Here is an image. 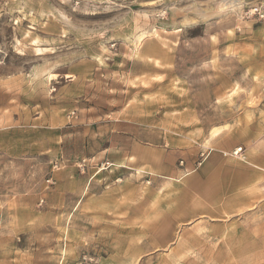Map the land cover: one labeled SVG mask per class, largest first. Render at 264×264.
<instances>
[{"label": "rangeland", "instance_id": "1", "mask_svg": "<svg viewBox=\"0 0 264 264\" xmlns=\"http://www.w3.org/2000/svg\"><path fill=\"white\" fill-rule=\"evenodd\" d=\"M0 264H264V0H0Z\"/></svg>", "mask_w": 264, "mask_h": 264}, {"label": "built area", "instance_id": "2", "mask_svg": "<svg viewBox=\"0 0 264 264\" xmlns=\"http://www.w3.org/2000/svg\"><path fill=\"white\" fill-rule=\"evenodd\" d=\"M256 11L257 10L255 9L254 12H256ZM234 154H236L241 159H244L245 158L243 152L241 151V148H238V149L234 150Z\"/></svg>", "mask_w": 264, "mask_h": 264}, {"label": "bare ground", "instance_id": "3", "mask_svg": "<svg viewBox=\"0 0 264 264\" xmlns=\"http://www.w3.org/2000/svg\"><path fill=\"white\" fill-rule=\"evenodd\" d=\"M13 61H14V60H13ZM13 68H14V67H13ZM218 130H219V129H213V130H211V132H210V136H209V137H212L213 135H215V133H217Z\"/></svg>", "mask_w": 264, "mask_h": 264}, {"label": "crops", "instance_id": "4", "mask_svg": "<svg viewBox=\"0 0 264 264\" xmlns=\"http://www.w3.org/2000/svg\"><path fill=\"white\" fill-rule=\"evenodd\" d=\"M218 129H219L218 132L214 136H212V137H215L216 135H218L220 133V128H218ZM212 137H209V138H212Z\"/></svg>", "mask_w": 264, "mask_h": 264}]
</instances>
